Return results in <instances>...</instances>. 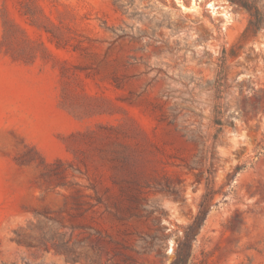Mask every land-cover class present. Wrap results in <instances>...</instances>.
Instances as JSON below:
<instances>
[{
  "label": "rangeland",
  "instance_id": "obj_1",
  "mask_svg": "<svg viewBox=\"0 0 264 264\" xmlns=\"http://www.w3.org/2000/svg\"><path fill=\"white\" fill-rule=\"evenodd\" d=\"M179 248L264 264V0H0V264Z\"/></svg>",
  "mask_w": 264,
  "mask_h": 264
},
{
  "label": "trees",
  "instance_id": "obj_2",
  "mask_svg": "<svg viewBox=\"0 0 264 264\" xmlns=\"http://www.w3.org/2000/svg\"><path fill=\"white\" fill-rule=\"evenodd\" d=\"M172 264H185V255L181 253V248L177 250V258Z\"/></svg>",
  "mask_w": 264,
  "mask_h": 264
},
{
  "label": "bare ground",
  "instance_id": "obj_3",
  "mask_svg": "<svg viewBox=\"0 0 264 264\" xmlns=\"http://www.w3.org/2000/svg\"><path fill=\"white\" fill-rule=\"evenodd\" d=\"M209 6H210V7H214V6H213V3H211Z\"/></svg>",
  "mask_w": 264,
  "mask_h": 264
}]
</instances>
